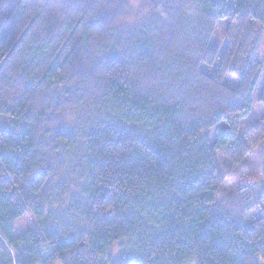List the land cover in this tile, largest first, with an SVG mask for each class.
Segmentation results:
<instances>
[{
    "label": "trees",
    "instance_id": "1",
    "mask_svg": "<svg viewBox=\"0 0 264 264\" xmlns=\"http://www.w3.org/2000/svg\"><path fill=\"white\" fill-rule=\"evenodd\" d=\"M151 7L119 26L93 0H0V264H103L122 240L130 253L108 264L264 263V193L247 223L218 201V159L264 153V123L241 128L264 107V0ZM74 186L52 227L13 235Z\"/></svg>",
    "mask_w": 264,
    "mask_h": 264
},
{
    "label": "rangeland",
    "instance_id": "2",
    "mask_svg": "<svg viewBox=\"0 0 264 264\" xmlns=\"http://www.w3.org/2000/svg\"><path fill=\"white\" fill-rule=\"evenodd\" d=\"M95 5L99 7L100 13L109 20L117 21L119 26H137L147 21L152 16L151 5L154 0H93ZM113 22V21H112ZM116 23V22H115ZM226 22H220L214 38L212 39L213 45L220 46V55L225 48V39L223 36V28ZM259 59L264 58V36L262 37V44L258 52ZM202 71L213 74L214 69L209 71L202 66ZM224 84L230 88L237 86V80L233 76H226ZM262 81L258 84L256 94L260 91ZM255 94V95H256ZM62 123L72 130L74 117L71 114L63 118ZM264 123V107L257 102L254 98L253 108L250 116L241 124L242 132L249 129L252 125H260ZM75 155V153H74ZM72 157L66 156L64 158V166L62 165L61 174L51 176L49 180V187L52 190H57L56 186L60 180L63 179L65 173L70 167ZM79 165V164H77ZM218 172L221 178V189L218 196V201L223 203L226 211L238 216L241 223H247L259 215V211L255 206V201L251 196L258 192L264 193V153L260 146L252 149L250 154L247 155L243 163L237 168H231L230 165L222 158L218 159ZM80 187V186H79ZM73 187L66 198L60 204H54L50 210L47 211L43 220L37 221L29 213L24 214L21 218L12 223L13 235H22L31 229H39L42 227H52L53 223L50 221L49 215L54 216L58 213H66L69 208L71 198L75 197L78 188ZM245 191V200L240 199L238 191ZM257 191V192H256ZM131 247L128 241L122 240L111 247L107 253V258L103 264H108V260L116 262L123 255L129 254ZM110 257V259H108ZM183 264H195L193 262H185ZM260 264H264L260 262Z\"/></svg>",
    "mask_w": 264,
    "mask_h": 264
}]
</instances>
